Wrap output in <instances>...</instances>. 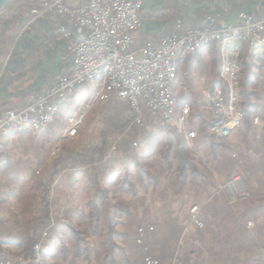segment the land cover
<instances>
[{
  "label": "rangeland",
  "instance_id": "1",
  "mask_svg": "<svg viewBox=\"0 0 264 264\" xmlns=\"http://www.w3.org/2000/svg\"><path fill=\"white\" fill-rule=\"evenodd\" d=\"M262 84L256 86L253 72L249 73L247 69L241 72L243 99L259 102L262 127L249 120L248 124L244 122L227 138L216 139L210 137L208 114L202 109L197 114H190L192 121H189L188 127L197 132L190 145H185L174 131L171 133L172 147L176 143L173 139L178 137L201 172V176L193 180L188 171L181 173L178 170L179 162L172 155L166 154V125L155 113L146 110L141 127L130 125V121L123 131L109 132L107 154L103 161L77 170L62 171L52 187L50 215L61 211L64 215H73L64 225L63 238L68 242V252L76 248L71 228H77L76 232H80L82 237H90L95 225L97 240H108L109 219L102 213L104 206L98 198L102 196L108 203L118 202L126 206L130 214L120 211L118 221L124 218L135 228L142 225L146 230L144 237L148 235L151 243L159 237L167 239L166 242L177 251L176 261L179 258L180 262L187 261V264H264ZM98 86V81L89 84L90 93ZM112 94L114 97L111 93L108 101L97 103L84 117L78 136L62 144L51 155L53 141L65 122V115L61 114L64 118L61 117L50 131L53 141L50 142L47 136L32 148L31 152L37 153V163H41V168L30 169L21 186L7 187L5 191L6 197L19 207L18 210L26 205V211H20L24 217L16 220L21 221L23 235L28 232L30 250L34 238L38 241L47 228V235L41 243L42 256L47 251L48 241L55 236L56 220L52 216L48 224H39L40 181L59 154L79 150L88 142L100 140L101 131L109 127L107 119L112 108H117L115 114L126 115L129 112L132 115L127 104L111 99ZM245 106L250 110L249 105ZM63 107L64 104L58 114ZM134 142L137 146L133 145ZM126 176L132 185L125 182ZM235 177L241 178L247 195L232 201L222 187ZM194 204L199 206L198 217L203 222L200 228L189 219V211ZM88 214L89 223L85 220ZM9 221L14 220L6 219L7 223ZM84 226L87 227L86 232H83ZM146 252L150 253L149 249ZM103 259L98 264H106Z\"/></svg>",
  "mask_w": 264,
  "mask_h": 264
},
{
  "label": "built area",
  "instance_id": "2",
  "mask_svg": "<svg viewBox=\"0 0 264 264\" xmlns=\"http://www.w3.org/2000/svg\"><path fill=\"white\" fill-rule=\"evenodd\" d=\"M32 1L39 8L31 9V13H54L80 32L69 46L73 56L70 64L51 85L29 94L22 107L0 109V143L10 134L25 130L45 132L55 122L60 106L70 103L73 112L65 117V127L50 153L54 155L61 144L78 136L84 117L97 103L108 101L114 93V98L124 101L130 109V125L141 127L145 110L157 113L185 145H190L197 132L188 127L189 106L177 108L174 71L179 57L192 56L212 41L221 46L220 78L224 85H216L204 103L210 115L208 131L216 139H225L241 125L238 50L249 45L254 57L264 54V9L256 18L241 15L238 24L219 26L208 21L203 25L185 26L178 20L174 30L162 36L156 47L147 43L137 55L132 33L140 26L138 12L143 0H87L76 7L67 6L64 0ZM57 30L63 37L69 36L64 24L58 25ZM97 81V90L85 98L80 89ZM252 123L263 126L258 116L252 118ZM133 145L137 146L135 142ZM222 188L232 201L247 195L239 177ZM198 211L199 206L194 204L189 216L193 225L200 228L203 222ZM46 235L47 228L33 243L31 255L23 260H14L0 247V264H42L41 243ZM136 242H143L142 227L137 229ZM142 264L162 263L145 252Z\"/></svg>",
  "mask_w": 264,
  "mask_h": 264
},
{
  "label": "crops",
  "instance_id": "3",
  "mask_svg": "<svg viewBox=\"0 0 264 264\" xmlns=\"http://www.w3.org/2000/svg\"><path fill=\"white\" fill-rule=\"evenodd\" d=\"M86 1L64 0L70 7H76ZM33 8L39 7L31 0H11L4 13V28L3 22H0V35L5 39L3 48H0V109L22 107L29 94L51 85L65 71L73 57L69 46L78 39L80 31L54 13L33 14L31 13ZM262 9H264V0H143L138 12L140 26L132 33L135 41L133 50L139 55V49L147 43L156 47L162 36L174 30L178 20L185 26L203 25L208 21L219 26L238 24L241 15L256 18ZM60 24L68 28V37H63L58 32L57 27ZM221 55L220 43L209 42L200 47L194 55L179 57L174 71L177 108L186 104L191 107V114H197L204 109L208 114V125H210V115L204 108V103L213 88L223 84L220 78ZM238 58L240 83L241 72L247 69V72L251 71L256 76V86H261L264 83V54L254 57L250 53V46L246 45L239 48ZM88 85L80 89L85 98L91 95ZM111 99L116 100L113 94ZM249 100L243 99L242 96V107L245 104L249 105V113L252 114L250 121L254 116H258L262 122L259 116V102L254 99ZM60 112L55 122L45 132L37 134L33 130H25L10 134L0 143V247H3L16 261L26 259L32 252V248L29 249L28 232L23 235L21 221L16 220L24 217L20 211L25 212L26 205L18 210L19 207L13 205L6 197L5 191L7 187L21 186L30 169L34 171L36 168H41V163H37V153L31 152L32 148L47 136L50 142L53 141L50 131L61 117L64 118L61 114L66 117L73 112L71 104L65 103ZM155 114L160 118L157 113ZM243 123L244 120L236 129L241 128ZM64 127L65 122L63 129ZM60 133L55 137L53 147ZM52 216L56 220L55 236L48 241L42 264H98L102 257H104L102 262L105 261L106 264H142L147 249L163 264H187V261L180 262L179 258L176 261L177 251L166 242L167 239L159 237L156 242L152 240L151 243L148 235L145 234L144 237L145 228L142 244L137 243V229L143 226L139 225L135 228L124 218L118 221L120 213L114 225V232L108 240H97L95 225L92 227L93 233L90 237H82L80 232H76L77 228H71L72 233L75 234L76 248L68 252V242L63 238L64 225L65 222L68 224V220L73 215H64L61 211L55 215L51 213L50 217ZM89 216L88 214V218H85L88 223ZM11 218L14 221L7 223L6 219ZM85 228L87 227L84 226L83 232H86ZM26 242L28 245H25Z\"/></svg>",
  "mask_w": 264,
  "mask_h": 264
},
{
  "label": "trees",
  "instance_id": "4",
  "mask_svg": "<svg viewBox=\"0 0 264 264\" xmlns=\"http://www.w3.org/2000/svg\"><path fill=\"white\" fill-rule=\"evenodd\" d=\"M8 0L5 6L0 11V22L4 28L5 25V10L8 6ZM32 1V0H31ZM33 2V1H32ZM5 43V39L3 36L0 35V48H3V44ZM117 108L114 107L111 109V115H109L107 119V123L109 125L108 128L103 129L100 133V140L98 142H88L86 143L81 149L79 150H72L66 153L59 154L57 157L53 159L50 164V167L42 181H40L41 185V193H40V202H39V214H40V221L39 224H48V220L50 217V204H51V191L53 184L55 182L56 177L64 170L68 169H81L100 161H103L107 154V145H108V136L109 132L120 130L123 131L126 126L131 121L132 115L129 112L126 115L122 114H115ZM243 111V120L246 124L249 123L250 120V113L247 106L242 107ZM118 115V116H117ZM168 130L167 136V147H166V154L172 155L178 162V170L181 173L189 172L190 177L193 180L194 178L201 176L200 170L196 167L194 162L191 160L189 155L185 152L184 145L180 141L178 137L175 139V145L172 147V139L171 133H174L171 128L166 126ZM176 135V134H175ZM212 137V135H210ZM125 182L129 185H132L129 177H125ZM101 200L104 208L102 209V213L104 215H108L109 219V236L111 237L114 232V225L117 222V216L119 215L120 211L129 212L128 208L118 202L108 203L102 196H98ZM78 235V234H77ZM37 239L34 238L32 241L33 243Z\"/></svg>",
  "mask_w": 264,
  "mask_h": 264
},
{
  "label": "water",
  "instance_id": "5",
  "mask_svg": "<svg viewBox=\"0 0 264 264\" xmlns=\"http://www.w3.org/2000/svg\"><path fill=\"white\" fill-rule=\"evenodd\" d=\"M8 0H0V11L5 6Z\"/></svg>",
  "mask_w": 264,
  "mask_h": 264
}]
</instances>
